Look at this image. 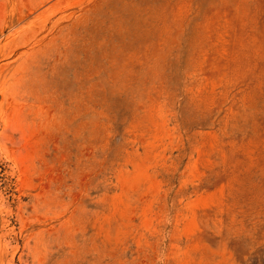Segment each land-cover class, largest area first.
<instances>
[{
	"label": "rangeland",
	"instance_id": "obj_1",
	"mask_svg": "<svg viewBox=\"0 0 264 264\" xmlns=\"http://www.w3.org/2000/svg\"><path fill=\"white\" fill-rule=\"evenodd\" d=\"M0 264H264V0H0Z\"/></svg>",
	"mask_w": 264,
	"mask_h": 264
}]
</instances>
